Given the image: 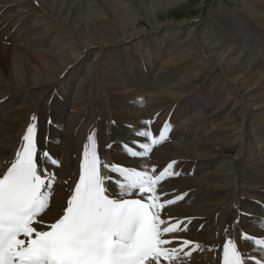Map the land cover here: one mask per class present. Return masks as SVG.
Segmentation results:
<instances>
[{"label": "bare ground", "instance_id": "bare-ground-1", "mask_svg": "<svg viewBox=\"0 0 264 264\" xmlns=\"http://www.w3.org/2000/svg\"><path fill=\"white\" fill-rule=\"evenodd\" d=\"M232 1L238 4L240 13L233 10L214 20L222 7L214 9L209 20L213 28L206 30L203 22L198 28H190L189 21L158 19L169 12L174 15L175 8L188 0H0V23L2 17L8 16L0 24V176L14 160L26 130L21 131L23 125L33 111L40 110L41 95L60 107L78 111L69 118L71 127L64 136L58 135L48 107L36 116L39 147L51 157L59 154L63 158V162L55 158L58 166L44 164L64 185L58 189L54 188L56 183L52 184L50 204L41 219H56L47 224L63 215L78 182L90 132L95 133L105 186L110 198H115L117 174L104 167L112 163L107 164L99 150L107 152L115 164L138 168L141 160L126 157L117 147L122 141L136 139L129 125L141 128L143 121H154L152 129L158 134L167 121V139L153 147L147 162L159 172L168 162L176 161L174 171L179 175L165 178L157 191L164 193L168 182L175 181L173 190L165 192L161 202L180 195L184 199L160 210L161 219L166 221L161 228L175 222L168 221L169 216L192 218L189 231L167 234L169 239H188L200 245L183 264H221L222 247L215 257L202 229L216 241L225 243L230 239L234 216L229 217L226 211L231 199L237 194L244 196L245 189L251 186L254 202H261L260 221L251 224V229L258 230L264 222V164L259 166L264 149L257 152L264 145V54L245 48L240 40V36H249L256 23H263L264 29V0ZM182 30L189 34L185 43L178 40ZM92 53L97 61L90 59ZM191 54L195 57L193 65L180 81L174 66L187 61ZM104 61L106 66L101 67ZM161 62L169 68L158 66ZM187 66L179 67L177 72ZM202 69L219 74V81L213 77L214 90L204 92V100L195 98L197 88L193 83ZM184 97L192 128L178 132L177 125L182 120L176 114ZM236 106L240 107L238 112L229 115ZM213 107V113H208ZM222 113L225 117L220 122ZM238 114L241 121L234 118ZM218 121L217 132H202ZM58 131L63 133L65 126ZM233 148L237 149L236 155L223 156ZM242 161L250 169L245 174L254 172L251 179L238 170ZM217 193L222 196L214 199ZM205 217L215 219L208 222ZM254 234L264 237V231Z\"/></svg>", "mask_w": 264, "mask_h": 264}, {"label": "snow or ice", "instance_id": "snow-or-ice-1", "mask_svg": "<svg viewBox=\"0 0 264 264\" xmlns=\"http://www.w3.org/2000/svg\"><path fill=\"white\" fill-rule=\"evenodd\" d=\"M31 119L14 160L0 176V264H183L199 249L198 243L188 239L167 238L168 233L189 231L192 218L175 219L161 228L166 221L160 210L184 199L180 195L161 202L167 193L157 191L162 180L179 175L174 171L176 161L159 172L147 162L153 147L167 139V122L158 134L152 129L154 121H143L141 128L129 125L136 139L122 141L117 147L126 157L139 158L141 164L138 168L104 165L117 174L115 198H110L105 186L95 133L90 132L78 182L63 215L47 224L41 216L49 207L55 174L44 164L58 166L59 161L39 147L38 117ZM245 215L252 223V214L239 207L235 223ZM173 219L168 217V221ZM259 226L264 229V222ZM241 231L245 247H253L255 255L243 253L230 238L222 246V264H264V237Z\"/></svg>", "mask_w": 264, "mask_h": 264}, {"label": "rangeland", "instance_id": "rangeland-1", "mask_svg": "<svg viewBox=\"0 0 264 264\" xmlns=\"http://www.w3.org/2000/svg\"><path fill=\"white\" fill-rule=\"evenodd\" d=\"M237 5L238 4H236L232 0H188V2L180 4L179 5L180 7L175 8L176 11H175L174 15L171 14L173 12H169V14H167L166 16L162 15L161 17H158V19L161 22H164V21H167V20H174V19L176 21H180V22L182 20L183 21H189L188 24H189L190 28H193V27L194 28L195 27L198 28V26H200V23L203 22V24H204L203 25V29L206 28V30H208V29L211 30L213 27L210 25V21L209 20H211L210 18H211L212 13H213L212 11H215V10L219 11L221 9V7H222V11H219V13L217 12L219 16H217V18L214 19V20H217L219 17L222 18L223 14L224 15H226V14L230 15V13L233 10H234L235 13H240V11L238 10L239 6H237ZM216 7L217 8L219 7V8L217 9ZM173 10L174 9H172V11ZM7 18H8V16L2 17L1 23H3ZM204 18H205V20H204ZM225 20H229V19H225ZM221 25H223V21L221 22ZM3 26H6V25H3ZM208 26H210V28ZM242 27H246L247 28V26H245L244 24H242ZM199 31H200V29H199ZM162 32H164V30H162V31H160V32H158V33H156L154 35H151V36H148V37H144V38H142V40L145 39V38H150L152 36L161 34ZM186 34H188V32L182 30V32L178 35V40L182 41L183 43L187 42L189 40V34L188 35H186ZM185 38H186V40H185ZM240 40H241V44L245 48L250 49V50H255V51H258V52H261V53L264 54V29H263V23L254 24L252 26V29H251L250 33H249V36H247V37H241L240 36ZM135 44L141 45L142 43H137L136 42ZM131 49H129V51H131ZM132 53L134 55L137 54L136 51H133ZM191 55L192 56L190 58H188L187 61H185L183 63H178V64H176L174 66L175 67L174 71L180 77V81L183 78H185L186 76H188V74H189L188 73V69H191L190 67L193 65L192 61L194 60L195 57H194V54H191ZM111 56H112V54H111ZM142 56L146 57V54H143ZM90 57H91L90 59L93 62L95 60L97 61V59H98V57H96V55H94L93 53L90 54ZM94 57H96V58H94ZM137 60H139L138 57H137ZM98 62H99V64H102L100 61H98ZM104 62H105L104 63L105 65H101V67H105L106 66V61H104ZM186 64H188V66L186 68H184L180 73H178L177 69L179 67H181V66L186 65ZM165 65L166 64L163 63V62L158 63V66L166 67L168 69L169 66L168 65L165 66ZM198 70H199L198 67L195 68V71H198ZM198 74L199 75H196V76H198L197 79H196L197 81L193 82L195 84V87L197 88V91L194 93V96H195V98L198 97V98H201L202 100H204L205 97H206V94H207V93H204V92L205 91L211 92V91L214 90V86L216 85V81H215L214 78H216V80L219 81V74H217V73L214 74L212 70H207V69L206 70L202 69V72L200 70ZM210 79H212V82H209ZM262 93H263V90H262ZM18 94L21 95V93H18ZM185 100H186V97L181 98L180 111L182 112V115H180V111L176 114L179 117V121L182 120V122L181 121L178 122V125H177V131L178 132H185L186 130L192 128V123L191 122L189 123V121H191L190 116L186 115V109L187 108H186ZM43 102H45L44 106H43ZM21 103H25V102L23 101ZM46 107H48L53 112V117H54L55 123L57 125V133H58V135L64 136L66 130L71 127L70 124L68 123L69 118L72 115H75L78 111H77L76 108H70L68 110V109H65L63 107H60L57 104H55L53 101L48 99V97H46L44 95H41V97H40V110L32 112L31 117H29L27 119V121L23 125V128L21 129V131L23 132L25 130L26 125L30 123V121L32 120L31 118H32L33 115L37 116L40 111H43V110L45 111ZM141 107L142 106H139V108H141ZM237 108H238V110L240 109L239 106H236L233 109H230L228 114L229 115L230 114H235L236 112H238ZM81 109H82V107H81ZM202 109H203V107H201V110ZM213 110H215V107H213L211 109H208V113H210V114L213 113ZM224 117H225V113H222L220 118H219V121L221 122L224 119ZM234 118H237L238 121L239 120L241 121V116L239 114L238 115H234ZM219 121L216 122L215 124H210L208 127L205 128V131L202 130V132L203 133L204 132H209L211 130H212L211 132H217L218 124L220 123ZM61 125L65 126V131L63 133L59 134L58 129H59V127ZM207 129H208V131H207ZM75 131H77L76 128H75ZM166 145H170V144H166ZM263 149H264V145H261L260 147H258L257 152L258 151H263ZM99 151L101 153V156L106 160L107 164L110 163V162L112 164H114L112 158L109 156V154L107 152L102 151V150H99ZM235 153L237 154V149L233 148L231 152H226V153H224L223 156L226 157V158H229L231 156L236 155ZM55 158H57L60 162H63V158H61V156L59 154H57L55 156ZM157 160L158 159L155 158V162L154 163H157ZM263 164H264V159H262L259 162V166H263ZM237 168L242 174H245L244 171H250V169L246 166L245 161L240 162L238 164ZM253 174H254V172L252 171V174L250 176H248L247 174H245V175H247L251 179ZM55 183H56V186L54 188L62 189L64 187V185L61 184L60 181H58L56 179L54 180L53 184H55ZM174 185H175V181L168 182V186L165 189V192H167L169 190H173ZM111 190L114 192V188L112 186H111ZM60 193H61V191L58 193L59 199H60ZM221 196H222L221 194L217 193L216 197L214 199L221 198ZM166 199H168V198H166ZM254 199H255L254 198V192H253L251 186H249L248 189H245V195L244 196H240V195L237 194L236 197H234L233 200L232 199L230 200L229 211H226V214L229 217L234 216V221L232 223L231 230H230L228 238L234 239L237 242V244H238L240 249L248 250V252L251 253L252 255H255L254 248L253 247H245L244 241L242 240L243 232L241 231V229H243V230L247 231L249 234H253V235H255L254 232H263L264 231L261 228H259L258 230L254 231V230L251 229V226H250L253 223H259V221H260L259 218L261 217V202L255 203ZM256 204H258V205L256 206ZM238 207L243 209L245 214H248V212H252L251 213L252 216H253V222L252 223L248 222L247 215H245L244 218L241 219V221L239 223H235V216H236V211H237ZM230 209H232L233 211H231ZM173 218L174 219H179L178 217H173ZM55 219H56V217H55ZM55 219H53V220H55ZM214 219H215V217H205V221H208V222H213ZM43 220H44V222H52L53 221V220H49L48 221V220L44 219V217H43ZM202 233L206 234L205 239L211 244L214 256L218 257L220 255V252H221V247H222L223 241H216L213 235H211L210 233L204 231L203 229H202ZM169 235H172V236L176 235V232L169 233Z\"/></svg>", "mask_w": 264, "mask_h": 264}]
</instances>
